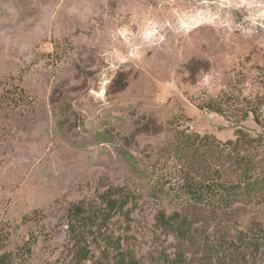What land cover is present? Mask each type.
Here are the masks:
<instances>
[{
    "label": "rangeland",
    "instance_id": "obj_1",
    "mask_svg": "<svg viewBox=\"0 0 264 264\" xmlns=\"http://www.w3.org/2000/svg\"><path fill=\"white\" fill-rule=\"evenodd\" d=\"M15 86L22 103L0 111V253L34 236L28 264L69 261L66 209L117 186L134 197L142 264H198L199 244L159 217L192 214L198 243L203 212L156 200L149 180L177 129L264 134V0H0V89ZM222 218L212 240L238 217ZM240 264H264V247Z\"/></svg>",
    "mask_w": 264,
    "mask_h": 264
},
{
    "label": "trees",
    "instance_id": "obj_2",
    "mask_svg": "<svg viewBox=\"0 0 264 264\" xmlns=\"http://www.w3.org/2000/svg\"><path fill=\"white\" fill-rule=\"evenodd\" d=\"M24 92L20 86L0 89V111L20 105ZM255 120L260 123L257 115ZM162 154L164 159L149 180L151 194L158 201L167 197L181 201L189 210L203 212V240L196 243L197 222L190 213H163L159 221L180 240L195 247L199 244L203 260L198 264H210L211 260L214 264H240L260 253L264 247V134L254 136L237 128L234 138L221 141L211 133L177 129ZM166 188L174 194L164 195ZM133 200L127 189L111 186L94 202L71 204L64 216L71 258L54 264H142L128 231L132 219L128 205ZM231 215L238 217L234 229L212 240L207 226L221 216L229 221ZM36 241L31 236L16 248L3 250L0 264H28ZM157 264L188 263L179 252L175 256L164 253Z\"/></svg>",
    "mask_w": 264,
    "mask_h": 264
},
{
    "label": "built area",
    "instance_id": "obj_3",
    "mask_svg": "<svg viewBox=\"0 0 264 264\" xmlns=\"http://www.w3.org/2000/svg\"><path fill=\"white\" fill-rule=\"evenodd\" d=\"M188 127H189L190 129H193V124H192V122H189V123H188Z\"/></svg>",
    "mask_w": 264,
    "mask_h": 264
}]
</instances>
